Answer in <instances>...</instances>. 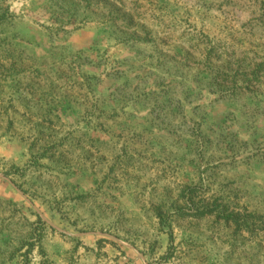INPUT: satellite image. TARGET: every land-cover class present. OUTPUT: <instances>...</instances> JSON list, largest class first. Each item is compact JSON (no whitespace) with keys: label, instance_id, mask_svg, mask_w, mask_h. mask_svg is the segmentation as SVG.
I'll return each mask as SVG.
<instances>
[{"label":"rangeland","instance_id":"374dc122","mask_svg":"<svg viewBox=\"0 0 264 264\" xmlns=\"http://www.w3.org/2000/svg\"><path fill=\"white\" fill-rule=\"evenodd\" d=\"M96 1L0 0V264H264V0Z\"/></svg>","mask_w":264,"mask_h":264},{"label":"trees","instance_id":"16d2710c","mask_svg":"<svg viewBox=\"0 0 264 264\" xmlns=\"http://www.w3.org/2000/svg\"><path fill=\"white\" fill-rule=\"evenodd\" d=\"M64 2H71L74 1L78 4H83L86 6L88 10L98 11L100 9V4L96 0H63ZM106 5L102 8V12H104L107 16L112 17L115 13H119L120 9L116 7V5H109L106 1H104ZM123 11V10H122ZM255 75H253L254 77Z\"/></svg>","mask_w":264,"mask_h":264}]
</instances>
